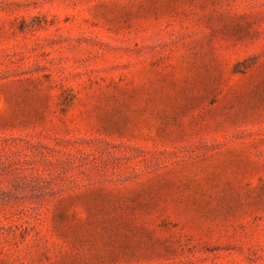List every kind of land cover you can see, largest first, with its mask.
I'll use <instances>...</instances> for the list:
<instances>
[{"label":"rangeland","instance_id":"1","mask_svg":"<svg viewBox=\"0 0 264 264\" xmlns=\"http://www.w3.org/2000/svg\"><path fill=\"white\" fill-rule=\"evenodd\" d=\"M0 264H264V0H0Z\"/></svg>","mask_w":264,"mask_h":264}]
</instances>
